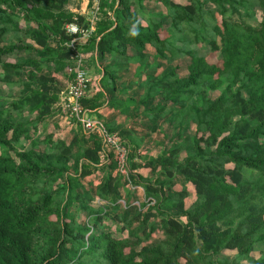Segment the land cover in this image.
<instances>
[{
	"label": "trees",
	"instance_id": "16d2710c",
	"mask_svg": "<svg viewBox=\"0 0 264 264\" xmlns=\"http://www.w3.org/2000/svg\"><path fill=\"white\" fill-rule=\"evenodd\" d=\"M143 1L99 0L78 47L102 73L84 109L142 108L145 138L171 131L156 157L141 156L138 132L102 120L129 148L124 176L95 134L37 137L60 92L48 70L74 76L64 28L85 17L69 0H0V83L28 70L21 98L0 101V264H264V0H149L150 12ZM11 33L44 59L10 63ZM131 63L135 79L147 73L139 98L116 84Z\"/></svg>",
	"mask_w": 264,
	"mask_h": 264
},
{
	"label": "rangeland",
	"instance_id": "374dc122",
	"mask_svg": "<svg viewBox=\"0 0 264 264\" xmlns=\"http://www.w3.org/2000/svg\"><path fill=\"white\" fill-rule=\"evenodd\" d=\"M87 2H88V0H71L68 9L72 10L76 14H83L84 16L89 18L90 17L89 13L91 11L89 12L90 9L87 7ZM150 3L151 2L149 0L143 1V6H144L146 12L152 10V8H153V5ZM160 9L165 11L164 8H162V6H160ZM257 17H259L258 13H257ZM12 36H13V34L11 33L9 35V40L6 39L5 43L4 42L2 43V47L10 46V47L15 48V50L11 54V56H9L7 58L10 63H12V64L22 63L23 61H26L27 59H30L32 57L36 58V59L42 58L41 60L44 59L41 54H38L36 49H29L28 50L26 48L29 45L28 40L25 39L26 40L25 41L22 38L23 41L21 43L20 42L16 43L13 40ZM48 44H49V47L51 49H57L58 48V44L53 42V40L49 41ZM188 61H189L188 58L184 57V58L174 62L175 65H178L177 71H178L180 76L185 74V67H186ZM85 69H86V77H87V80L89 82L88 85H89L90 92L92 90H94L95 84H96V90H97L99 88V86H98L99 84L97 85V83L95 82V78H97L100 75L99 71L95 70L94 65L92 63L86 65ZM159 69L160 70H157V72H155L156 76H158L160 71H161V68H159ZM46 70H47V67L44 68V71H46ZM27 71L28 70H23L21 72V74L14 79V84L12 86H6L5 84L0 83V101L5 102V103H10V102H16L21 98V96H20L21 87L19 86V84L27 82V79H26L27 78ZM52 71H53L52 68H51V71L48 70L49 76L51 78H53L55 84L60 89H61V87L63 88L64 80H65L63 75L58 74V73H53ZM132 75H133V72H129V74L123 76V79L118 81V83H116L117 86L118 85L124 86V87H126V89H128V91H131V93H132V91L136 92V90H141L139 85H137V88H135L133 90V88L128 87V83L125 84V82H126L125 79L126 80L129 79V81L133 79ZM60 79H61V81H60ZM59 81H60V84H59ZM129 95H130V93H129ZM214 95L216 96L217 94H213V96ZM59 98H60V95L58 96V101H59ZM138 104H140V103H138ZM53 110H54L53 112L55 114H57L59 112V111H56L55 106H53ZM143 111L144 110H142V108H141V110L138 109V110L134 111L136 113H132L131 117L127 118V123L130 121H134L135 117L140 115ZM22 115L27 116L26 112H23ZM103 117L104 116L101 113L100 116L94 114V116L92 118H95L97 120L102 121ZM28 118L29 119H36V115H31ZM37 127H38L37 128L38 129L37 137H40V139H43L45 137L46 133L48 134L50 132V133L55 134L54 137H61L62 139L66 140L68 142H70L71 139L78 136L79 129H80L79 125H77V123L73 120H71L70 123H68L65 120H63V121L61 120L57 124H54V125L52 124V126H50V127H49V124H46V127L44 126L45 128L42 126V122H39L37 124ZM45 129H47V132L45 131ZM171 135L172 134H171L170 129L168 128V124L161 125L159 127L157 133L153 137L150 138V136H148L145 139H142L143 141H140V143H138V142L136 143L137 145L139 144L138 145L139 149H140L139 153L141 154V156L156 157L161 152L162 148L167 145L168 141L172 137ZM42 150H43V148L41 147L40 151H42ZM59 197H61V196H59ZM136 197L139 200H136L134 202V205L138 207V203H142L145 201L144 200V194L140 193ZM123 202H124L123 200H120L118 203H120L121 206H123ZM186 206H188V202H186ZM71 212L74 213L73 211H71ZM83 217H84V215L81 214V216L79 215L77 217V220L83 219ZM116 237L119 238V237H121V235L116 234ZM252 256L254 258H257V257H259V254L255 252L252 254ZM229 264H236V263H233V261H232ZM241 264H248V263L242 262Z\"/></svg>",
	"mask_w": 264,
	"mask_h": 264
},
{
	"label": "built area",
	"instance_id": "2783aa9c",
	"mask_svg": "<svg viewBox=\"0 0 264 264\" xmlns=\"http://www.w3.org/2000/svg\"><path fill=\"white\" fill-rule=\"evenodd\" d=\"M90 17L86 19L88 26L84 28L77 23L65 26V34L70 37L65 46L71 51L70 69L74 73L71 80H67L60 92L59 101L56 103V119L59 121H75L81 128L85 137L95 134L106 151L112 153L117 170L126 176L128 172L129 148L116 133H109L103 122L92 118L90 111L82 107L81 101L89 96L90 90L86 77V69L82 54L78 50L80 44L93 35L94 27L99 19V0L92 1ZM106 153H104L105 156ZM124 206V202H123Z\"/></svg>",
	"mask_w": 264,
	"mask_h": 264
},
{
	"label": "crops",
	"instance_id": "0c3cea01",
	"mask_svg": "<svg viewBox=\"0 0 264 264\" xmlns=\"http://www.w3.org/2000/svg\"><path fill=\"white\" fill-rule=\"evenodd\" d=\"M70 1L71 0H69V4H68V6H67V8H69V5H70ZM93 1V0H92ZM92 1L90 2V0H88V2H87V7L90 9L89 10V12L92 10ZM150 4H152L153 5V7H154V4L153 3H150ZM159 9H160V7H158ZM71 13H74L72 10H69ZM151 11V10H150ZM149 11V12H150ZM74 14H76V13H74ZM90 14V13H89ZM78 15H81V16H83V17H85V19H87L88 17H86V16H84L83 14H78ZM149 50V53H151V50L150 49H148ZM128 54H130V55H132L133 54V51L132 50H130V49H128ZM90 64V63H89ZM94 65V64H93ZM173 65L174 66H177V65H175L174 63H173ZM137 67H138V64H136V63H131V64H128L127 65V70L126 71H120V73H119V76H118V80H117V82L116 83H118V81H120V80H122L123 79V76H125V75H127V74H129V72H133V75H132V77H133V79L132 80H130L129 81V79H125V84H131V83H135L136 84V86L133 88V90L135 89V88H137V85H140L141 83H143L145 80H146V75H145V73H143L140 77H138L137 79H135V71H136V69H137ZM94 68H95V70H97V64H95V66H94ZM158 70H160V69H158ZM157 72V71H156ZM58 74H61V75H63V77H64V82H66L67 80H69V78H67L62 72H57ZM99 73H100V75L97 77V78H95V82L97 83V84H99V81H100V77L102 76V73L99 71ZM155 76H156V74H155ZM60 81H61V79H60ZM60 81H59V84H60ZM132 81V82H131ZM93 83V82H92ZM64 86H65V83H64V85H63V88H64ZM62 87H61V89H60V92H61V90L63 89ZM60 92H59V94H60ZM92 93V91L90 92V94ZM129 93H130V96L131 97H135V98H139L141 95H142V91L141 90H136V92L135 91H132V93H131V91H128V95H129ZM89 94V95H90ZM138 96V97H137ZM102 111V112H101ZM138 112V111H137ZM144 112V111H143ZM103 114V118H102V120L103 121H107V122H109V121H111V120H114V119H116V121H117V124L118 123H127V118H129V117H131V114L132 113H136V112H134V111H129L128 112V114H127V116H126V118H124V116H120V114H119V111H112V110H110V109H108L107 107H105V106H103L97 113H91V116L93 117L94 116V114H96V115H99L100 116V114ZM138 115V114H137ZM56 114L54 113V112H52V114L49 116V117H47V118H45V119H43V121H42V126L44 127H46V124H49V127L50 126H52V124L54 125V124H57L58 123V120L56 119ZM167 121H168V118L166 119V120H164V123H167ZM148 125V126H147ZM127 126L129 127V128H131V129H133L134 131H136V132H138V137H143L144 139H145V135H146V132L147 131H145L146 130V127H150V122L149 121H145V122H143V121H141L140 120V118L138 119V120H136V118L134 119V121H130V122H128L127 123ZM44 127V128H45ZM45 131L47 132V129H45ZM55 135L54 133H46V135L45 136H48V135ZM54 138H57V137H54ZM38 141V140H37ZM39 142V141H38ZM181 183V182H180ZM133 190L135 189L136 191H137V193H136V195H139L140 193H143L142 192V190L140 189V188H136V187H134V188H132ZM144 194V193H143Z\"/></svg>",
	"mask_w": 264,
	"mask_h": 264
}]
</instances>
